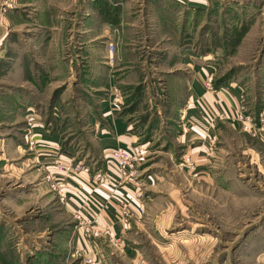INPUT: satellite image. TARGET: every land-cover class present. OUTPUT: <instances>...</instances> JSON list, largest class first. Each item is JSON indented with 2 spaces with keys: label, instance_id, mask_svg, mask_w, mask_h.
I'll return each instance as SVG.
<instances>
[{
  "label": "rangeland",
  "instance_id": "obj_1",
  "mask_svg": "<svg viewBox=\"0 0 264 264\" xmlns=\"http://www.w3.org/2000/svg\"><path fill=\"white\" fill-rule=\"evenodd\" d=\"M96 1L35 0L19 8L18 0H0V264H85L84 257L92 264H264L258 123L253 134L219 118L236 111L217 100L220 108L207 122L215 124L214 137L202 138L195 128L180 136L184 119L189 129L197 120L184 112L188 55L204 74L205 90L208 83L213 92L238 89L239 106L258 119L264 0H211L206 8ZM120 10L122 31L113 35ZM105 97L133 123L138 141L127 149L136 160L129 178L91 174L94 196L100 198L102 183L112 182V191L88 202L102 208L119 197L120 204L128 200L119 192L123 185L143 176L153 194L146 222L125 238L117 235L119 250L83 229L78 234L74 211L82 201L71 191L82 169L103 168L90 115Z\"/></svg>",
  "mask_w": 264,
  "mask_h": 264
},
{
  "label": "crops",
  "instance_id": "obj_2",
  "mask_svg": "<svg viewBox=\"0 0 264 264\" xmlns=\"http://www.w3.org/2000/svg\"><path fill=\"white\" fill-rule=\"evenodd\" d=\"M34 1L35 0H18V7L26 8L28 6H32L34 4ZM84 1L85 0H78V5L83 6ZM97 1L100 2V0ZM156 1L157 0H150L148 1V3L151 4V3H155ZM172 1L177 5L185 6V8H196V7L206 8L211 2V0H172ZM92 4L94 7L95 2H92ZM96 6L99 8L100 3L99 4L97 3ZM120 11L121 12L119 14V19L115 23L110 24L109 30L113 35H114V29H119V31L120 30L122 31V26H123L122 21L124 18V13H122V10ZM97 12H99V9L97 10ZM46 14L47 13H45V15ZM108 16H111V14ZM59 24H61V22H59ZM116 37L117 36H113V40L116 39ZM110 43L113 44L114 42H112L111 40L108 42V44ZM184 66L187 69L188 74L190 75L189 79H187V90H186L187 107L184 112L187 119L188 117H190L191 119H197L195 122L197 127L194 126L193 129L192 128L189 129V131L184 135H182L181 132L180 136L182 138L189 137L190 130H194L195 128L196 133H198L202 138L214 137L213 135H211L209 129L210 128L214 129L215 124L209 125L207 122H208V118L211 117L213 112L217 113L218 109L220 108L217 102L219 101V103H221L222 105L224 104L228 111L229 110L239 111V109L241 108V106H239L240 92L238 91V89H230L228 91H225L224 93L218 92L217 90H216L217 92L207 91L205 90L202 84L204 74L202 72L201 73L198 72L197 74L195 70L198 67L200 69V66L196 64L195 58L192 57L191 55H188L186 58V62L184 63ZM109 86L112 96L113 89L115 88V86L110 85V81H109ZM111 104L112 103L109 98L106 97L101 98L99 100L98 106L95 107L94 111H92L90 115L92 119V120L90 119V122L92 121L91 125L95 133L94 136L97 139V146L101 151V156L103 159V164H102L103 168L101 167V169L96 171V173H93L91 170L87 171L86 168L82 169L77 174V177H74L73 182L75 184L74 185L72 184L71 191H75L76 193H78L82 201V205L77 204L78 207L74 211V213L79 211L83 215L85 214L90 215L93 212H99L100 224L102 226L112 224L113 231L118 236L120 237L124 236L123 238H125L126 233L129 232L132 227H134L135 225H143V223L146 222V220L148 219L147 217L148 213L146 211L147 203H148L147 200H150L151 196L153 195L152 193L149 192L148 189L150 188L149 186H152L149 184L148 176L146 178L145 176L141 177L138 181H136L135 185L134 183H126L119 190L120 193L124 192L123 194L126 195L128 199L126 201L131 202L130 211L132 214L129 218V225L127 228L123 229L122 225L118 222V218L120 216V211H121L119 204V197H116L118 203L115 200L116 198H114V200L108 201L110 203L109 207H108V202L105 205V207L102 208H100L101 206L99 208L96 206L91 207L90 203L88 202L90 197L96 199L97 202L98 201L102 202V198L103 199L108 198L110 196V192L112 191V188L109 185L112 184V182H110L109 184L102 183L100 187L105 188L106 191L104 189H100L99 187L96 190H98L97 192L100 198L94 196L88 187V185L90 184L91 174L95 176L100 172H105L109 176V178H115L117 176V170L115 169L114 166L115 162L111 155L112 150L117 146L129 148L131 146H134L138 141V137L136 136L137 132H135L133 123L129 120V115L126 114L124 111H120L119 107H115V105L113 104L112 105L114 107L112 108ZM181 118H182L181 120H183L184 117ZM182 125L187 126L189 128V125L185 122V119ZM232 126L239 128L238 125L236 126L232 125ZM195 142H200V141H195ZM202 146L204 145L202 144ZM202 146L199 147L193 146L192 148L197 149L196 152L199 153L201 151ZM141 172H143V170ZM139 190L143 193V195H139V193H137ZM72 194L75 195V193ZM140 202H142L145 206V212L142 215L138 214L137 212V205ZM69 205L75 207V203H72L71 201H69ZM69 205L67 204L68 207ZM77 242H79V240ZM81 242L85 246L86 250H88L87 242L85 241L84 238H82ZM94 255L97 257L96 254Z\"/></svg>",
  "mask_w": 264,
  "mask_h": 264
},
{
  "label": "built area",
  "instance_id": "obj_3",
  "mask_svg": "<svg viewBox=\"0 0 264 264\" xmlns=\"http://www.w3.org/2000/svg\"><path fill=\"white\" fill-rule=\"evenodd\" d=\"M114 49V45L112 43L109 44V51L112 52ZM112 57L110 60L112 61ZM207 89L212 91L210 84L208 83ZM114 102L120 103L117 97H115ZM219 118H227L232 123H237L241 126L243 131L251 132L253 130V134H255V130L252 129L254 125H257V130L264 133V109L258 114V119L254 121V118L244 110L243 106L236 111V113L228 115L227 113H223ZM182 135L186 134L189 131L187 126L182 125ZM212 142V141H211ZM112 158L115 162V169L117 170V175H120L122 178H129L132 176L131 168L136 160L135 154L129 151L127 148L117 146L111 152ZM105 177L100 179V182L104 181ZM55 188H58L54 184L52 185ZM58 195L60 196V200H65V194L62 193L59 189L57 190ZM130 201L123 200L120 202V216L118 218V222L122 225V228H127L129 225V218L131 216L130 211ZM138 214H143L145 212V206L142 202L137 205ZM76 219L79 220L81 227H79L78 234L82 233L81 229L85 232H90L95 238H102L108 246L114 247L116 249H120L122 246V240L117 236V234L113 231L112 224L111 225H101L100 224V213L93 212L90 215H83L79 211L75 212ZM86 235V234H85ZM83 261L85 264H92L94 259L92 257H84Z\"/></svg>",
  "mask_w": 264,
  "mask_h": 264
}]
</instances>
